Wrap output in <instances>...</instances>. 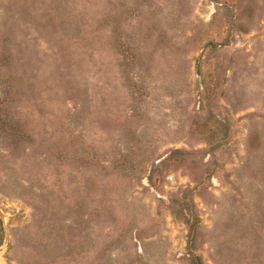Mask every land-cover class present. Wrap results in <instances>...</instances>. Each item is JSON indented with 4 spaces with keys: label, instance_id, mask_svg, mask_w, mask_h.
<instances>
[{
    "label": "rangeland",
    "instance_id": "1",
    "mask_svg": "<svg viewBox=\"0 0 264 264\" xmlns=\"http://www.w3.org/2000/svg\"><path fill=\"white\" fill-rule=\"evenodd\" d=\"M0 264H264V0H0Z\"/></svg>",
    "mask_w": 264,
    "mask_h": 264
},
{
    "label": "trees",
    "instance_id": "2",
    "mask_svg": "<svg viewBox=\"0 0 264 264\" xmlns=\"http://www.w3.org/2000/svg\"><path fill=\"white\" fill-rule=\"evenodd\" d=\"M3 227H2V222L0 220V231H2Z\"/></svg>",
    "mask_w": 264,
    "mask_h": 264
}]
</instances>
